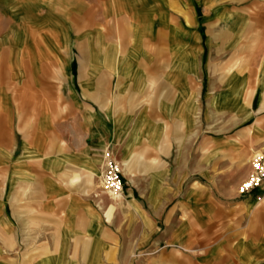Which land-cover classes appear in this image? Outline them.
Wrapping results in <instances>:
<instances>
[{"label":"crops","instance_id":"obj_1","mask_svg":"<svg viewBox=\"0 0 264 264\" xmlns=\"http://www.w3.org/2000/svg\"><path fill=\"white\" fill-rule=\"evenodd\" d=\"M257 151L264 0H0V264H264Z\"/></svg>","mask_w":264,"mask_h":264},{"label":"built area","instance_id":"obj_2","mask_svg":"<svg viewBox=\"0 0 264 264\" xmlns=\"http://www.w3.org/2000/svg\"><path fill=\"white\" fill-rule=\"evenodd\" d=\"M102 167V189L107 195L118 199L123 192L120 165L105 152ZM261 187H264V152L257 151L252 154L251 173L240 184L239 193H248Z\"/></svg>","mask_w":264,"mask_h":264}]
</instances>
